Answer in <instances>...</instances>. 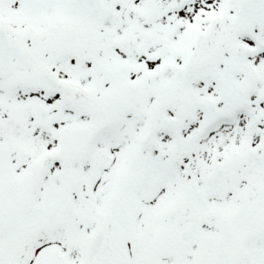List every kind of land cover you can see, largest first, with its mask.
<instances>
[{"label": "snow or ice", "instance_id": "snow-or-ice-1", "mask_svg": "<svg viewBox=\"0 0 264 264\" xmlns=\"http://www.w3.org/2000/svg\"><path fill=\"white\" fill-rule=\"evenodd\" d=\"M0 264H264V0H0Z\"/></svg>", "mask_w": 264, "mask_h": 264}]
</instances>
